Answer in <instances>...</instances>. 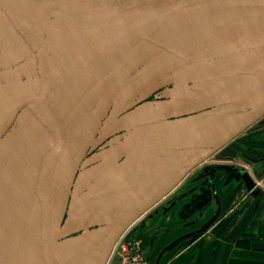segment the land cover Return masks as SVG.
<instances>
[{"label":"water","instance_id":"obj_1","mask_svg":"<svg viewBox=\"0 0 264 264\" xmlns=\"http://www.w3.org/2000/svg\"><path fill=\"white\" fill-rule=\"evenodd\" d=\"M3 1L0 16L11 30L7 38L12 40L7 53H17V46L20 50L35 49L33 30L37 19L43 12L58 8L42 18L37 30L46 75L49 58L44 32L49 19L59 16L87 30L88 58L75 65L78 69L85 63L69 90L61 118L102 79H106L102 82L106 86L92 101L90 111L79 119L74 135L60 154L62 135L48 107V78L38 100L25 103L28 106L23 119L0 141V153L10 146L0 172V264H106L135 220L168 195L192 167L206 162L264 114V0ZM69 14L81 17L92 14L99 19L80 24L70 19ZM113 18L121 19L110 26L108 21ZM149 44L167 59L157 74L224 54L228 55L226 67L216 76L233 77V82L200 102L150 103L121 116L152 79L155 74L152 73L114 101L116 108L112 111L121 117L119 131L136 127L133 134L130 131L111 141L126 137L121 150H110L87 164L82 163L115 92L135 69L137 56ZM209 109L216 111L206 119L174 121ZM41 128L47 131L43 140L37 135ZM128 142L135 144L129 146ZM131 147L136 149L134 153L126 157L116 175L108 177L109 168L125 153H131ZM146 161L148 164H139ZM91 163L97 164L81 172ZM227 171L243 183L251 196L260 191L257 187L264 188V170L255 176L236 165L216 168L219 174ZM212 189L200 190L197 198H207L203 207L211 197L219 204ZM191 192L171 204L167 202L163 214ZM134 195L137 196L131 199ZM86 202L89 203L78 208ZM191 204L183 206L184 211ZM119 206L125 211L137 210L120 215L113 211ZM88 210L92 211L85 214ZM72 211L77 215L69 216ZM119 217L123 219L116 225ZM215 223L216 218L175 240L157 255L154 263L158 264L178 243L194 242Z\"/></svg>","mask_w":264,"mask_h":264},{"label":"flooded vegetation","instance_id":"obj_2","mask_svg":"<svg viewBox=\"0 0 264 264\" xmlns=\"http://www.w3.org/2000/svg\"><path fill=\"white\" fill-rule=\"evenodd\" d=\"M57 11L58 8L45 11L37 19L33 30V41L36 43L35 49L33 47H26V49L21 47L22 50H20V46H17V53H7V50L11 47L10 43L12 42V40L7 38L8 35H10L11 30L6 26V23L0 16V141L6 139L23 119V111L28 106H25V103L31 102L30 104H32L38 100L43 92L45 81L48 78V107L49 111L52 112L53 116L57 120L62 135V141L59 150L60 154L66 141L71 139L72 135H74L77 124L79 123V119L82 118L83 114L86 115L90 111L92 101L98 96L99 92L103 91L105 88L106 84L103 86L102 82H104L106 79H102L93 87V89L85 92L79 103L76 104L73 109L66 112L61 118L65 103L69 96V90H71L75 84V80L80 74V71L85 63L81 64L78 69H75V65L79 60L81 61L84 59V61H86L88 58V50L86 46L88 35L87 30H82L73 22L61 20L62 18H59V16L49 19L45 26L44 32L49 58L48 74L46 75L44 71L43 55L37 39V30L43 17ZM1 12L2 8L0 6V13ZM68 17L75 21V23L80 24H86L87 22L99 19V16L92 14L84 17H81L77 14H69ZM120 19L121 18H113L108 21V24L111 26ZM109 25L108 28H110ZM12 27L15 33H18L16 28H14V26ZM59 82H61V87L58 94L55 95L54 90ZM98 87L100 90L96 89ZM63 100H65V102H62ZM150 103L158 102L146 101L141 105H134L133 107L125 110L121 116L130 114L139 106ZM132 128L133 130L119 131L107 137L104 141L96 142L92 140L93 145H91V147L86 150L82 163L87 164L95 157L108 153L110 150H121L119 147L122 146L121 144L124 143L123 141L126 139V137H123L116 142L111 141L120 135H125L130 131V133L133 134V131H135L136 127ZM41 129L42 130H39L37 135L40 140H43L45 137H47V131L44 128ZM48 136L51 140V134ZM128 143L129 146L135 144L134 142ZM8 149H10V146L5 148L4 151L0 153V172L7 161L9 155ZM134 150L135 148L130 149L131 153H125V155L120 158L119 162H124L126 157L134 153ZM213 158L216 159L215 162H207L199 170H194V167L192 169L193 171L191 170L186 177V179L189 181L196 180L203 176H206V178L199 180L198 184L192 186V188L189 190H180L175 192L173 197L171 196V198H166L164 201L165 204L167 202L168 204H171L178 198L182 197L186 192L192 191L187 197L188 201L186 204L188 205L189 202L191 204V199H193V203L190 205V208L186 211H184L185 209L182 208L178 214L179 219H182L180 222L184 228L190 227L189 225L191 224H195L194 226H196L198 224L199 217L209 206L214 208V212L207 223L216 218V223L212 227L214 231L218 229L219 225L223 222V207L220 201L218 204L213 199V197H211V200L208 202V204L203 207V204L207 202L206 196L201 199L197 198L199 192H206L205 190L207 188L210 190L213 188L215 190L214 186L211 185V182L213 181L212 176L214 172H216L217 167L236 165L247 169L249 175L253 173L255 176H258L263 172L264 114L249 127L243 130L239 135L229 141L227 145H225V150L214 154ZM96 164L97 163H91L90 166L83 168L81 172L90 170ZM225 176L227 179H225L222 184L224 187H228L229 184H227V181H232L234 177L231 175V171H227ZM232 187H234L233 184ZM257 188H259V192L261 193L258 192L254 195L256 198V203L264 198V188ZM216 192L217 191L215 190V193ZM236 198H238V201L240 202L238 206H242L249 199V192H241L234 196L231 200ZM229 205L230 202L228 203V206ZM187 215L189 217L185 219V216Z\"/></svg>","mask_w":264,"mask_h":264},{"label":"crops","instance_id":"obj_3","mask_svg":"<svg viewBox=\"0 0 264 264\" xmlns=\"http://www.w3.org/2000/svg\"><path fill=\"white\" fill-rule=\"evenodd\" d=\"M215 161L216 159L212 156L206 162L195 166V168L192 167L191 170L193 168L194 170H199L205 163ZM121 164V162H117L112 165L109 168L111 173L108 177L116 175ZM139 164L145 165L148 163L146 161ZM186 177L168 195L128 227L115 245L106 264L114 260L112 256H115L114 252L117 245L125 242V240H137L141 254L143 255L146 251L150 253L149 258L143 256L148 264H155V258L166 246L197 230V228L210 220L214 212L212 206L205 209L199 217L196 226L182 227L180 222L182 219H179L178 214L183 206L187 204L188 198L182 199L168 210L166 214H163V206L167 207V203L165 204L164 202L166 198L173 197L177 191L189 190L192 186L197 185L199 180L206 178V176H203L189 181ZM212 179L211 185L217 191L216 193L223 207V222L218 229L215 231L213 228L209 229L192 243H188V241L178 243L167 255L162 257L158 264H264V198L256 203V198L249 194L247 202L242 206H238L240 203L238 201L239 196L236 199H231L237 194L247 191L243 183L233 179L232 181H227L228 187H224L222 183L227 178L225 174H219L218 172H214ZM154 180L156 181L158 178ZM232 184L234 187H232ZM136 196H132L131 199ZM229 202L230 205L228 206ZM88 203L86 202L78 208L84 207ZM136 210L137 208L125 211L120 206L113 209L114 212H118L120 215L131 214ZM91 211L88 210L84 213L88 214ZM73 215L77 214L72 211L69 216ZM122 219L123 217L116 219V225ZM101 254L103 255V251Z\"/></svg>","mask_w":264,"mask_h":264},{"label":"rangeland","instance_id":"obj_4","mask_svg":"<svg viewBox=\"0 0 264 264\" xmlns=\"http://www.w3.org/2000/svg\"><path fill=\"white\" fill-rule=\"evenodd\" d=\"M226 58H228V55L224 54L207 57L205 59L190 62L184 69L175 66L173 69L157 74L156 71L166 65L167 59L162 53L149 44L143 48L141 54L137 56L136 59L139 61L135 69L126 76L122 85L115 92L112 102H110V105L107 107L106 114L94 131L92 140L96 142L104 141L107 137L119 131V120L121 117H116L115 111H112L116 108L114 106V101L119 100L123 92L127 91L134 83L155 73L151 75L152 79L148 81L142 90L135 96L131 107L134 105H141L146 101L167 104H190L200 102L205 98H210V95L217 89L233 82V77L221 78L216 76L217 72L226 67ZM62 102H65V100ZM215 111L216 109H209L184 116L180 119H174V121L196 117L206 119L211 116V112ZM225 145H222L223 147H221L218 153L225 150ZM134 242H137V240ZM143 256L149 258L150 253L146 251L143 253Z\"/></svg>","mask_w":264,"mask_h":264},{"label":"built area","instance_id":"obj_5","mask_svg":"<svg viewBox=\"0 0 264 264\" xmlns=\"http://www.w3.org/2000/svg\"><path fill=\"white\" fill-rule=\"evenodd\" d=\"M114 253V261L109 264H148L141 254L139 243L134 241L121 242Z\"/></svg>","mask_w":264,"mask_h":264}]
</instances>
